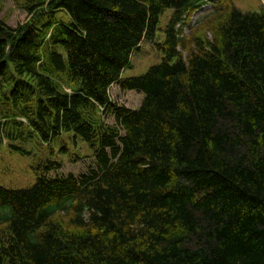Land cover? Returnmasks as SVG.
Masks as SVG:
<instances>
[{
  "label": "trees",
  "instance_id": "1",
  "mask_svg": "<svg viewBox=\"0 0 264 264\" xmlns=\"http://www.w3.org/2000/svg\"><path fill=\"white\" fill-rule=\"evenodd\" d=\"M204 1L51 0L0 19V136L23 156L63 135L93 152L79 175H51V155L28 188L0 185V264H264V6L219 0L188 36ZM144 41L163 58L126 77ZM116 84L141 106L113 105Z\"/></svg>",
  "mask_w": 264,
  "mask_h": 264
},
{
  "label": "rangeland",
  "instance_id": "2",
  "mask_svg": "<svg viewBox=\"0 0 264 264\" xmlns=\"http://www.w3.org/2000/svg\"><path fill=\"white\" fill-rule=\"evenodd\" d=\"M233 1L243 12H260L264 6V0ZM50 2L51 0H0V19L4 20L12 27L25 25L34 17V13L31 14V10L27 8L29 5L33 3L34 6H36L41 3L42 5L39 9H42L47 8ZM209 10H212V8H208V11ZM198 13L199 11L194 14L191 23L195 22ZM58 15L64 19L67 18L61 12ZM171 15L172 11H167L162 17V28L167 25ZM194 17L195 20L193 21ZM197 27L196 23V25L193 24L189 29H185L186 35L189 36ZM206 29L202 28L201 32L197 34L204 36L205 33H207ZM163 38L164 35L158 33V40L161 41ZM162 58V52L153 44L144 41L132 57V67L127 69L124 75L126 77L140 76L146 73L151 66L159 63ZM110 95L113 105L117 107H126L131 110L138 109L144 100L143 93L133 90H124L119 84L111 87ZM102 118L106 123L116 125L114 115L111 112L104 113ZM2 121L4 122L3 116L0 117V122ZM24 147L32 151L29 156H23L18 152L12 151L8 140L3 135L0 136V185L14 189L28 188V186H31L37 179L36 171L38 164L51 155L63 164L61 170L51 173L53 176H68L70 173L79 175L86 172L93 163L92 150L81 140L74 142L69 135H63L62 139L55 145V151L52 154L49 147L43 144L30 143ZM64 150L66 151L64 152Z\"/></svg>",
  "mask_w": 264,
  "mask_h": 264
}]
</instances>
